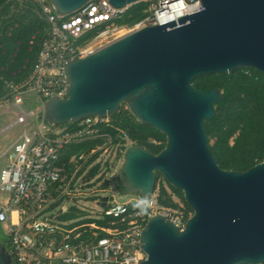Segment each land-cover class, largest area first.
<instances>
[{
  "label": "water",
  "instance_id": "1",
  "mask_svg": "<svg viewBox=\"0 0 264 264\" xmlns=\"http://www.w3.org/2000/svg\"><path fill=\"white\" fill-rule=\"evenodd\" d=\"M69 14L91 0H49ZM151 0H109L115 7ZM203 10L163 25L138 27L65 68L66 98L43 104L47 124L132 116L166 138L157 154L129 146L119 172L122 196L148 199L156 174L182 192L193 215L180 228L153 216L141 234V264H264V161L245 171L219 166L205 121L222 101L218 88L193 81L240 68L264 74V0H201ZM107 201V198L105 199ZM0 240V264H17Z\"/></svg>",
  "mask_w": 264,
  "mask_h": 264
},
{
  "label": "built area",
  "instance_id": "2",
  "mask_svg": "<svg viewBox=\"0 0 264 264\" xmlns=\"http://www.w3.org/2000/svg\"><path fill=\"white\" fill-rule=\"evenodd\" d=\"M28 2L45 25L27 75L18 82L5 80V94L0 98V114H15L13 122L0 134L17 126L22 128L0 155V224L5 238L2 243L17 264H141L147 259L141 234L148 220L164 216L182 229L187 218L159 203V188L148 199L132 195L135 197L127 201L110 191L107 205L99 208L92 223L75 225L78 220L63 218L67 214L64 210L55 214L62 199L81 196L77 174L86 165L100 163L98 158L92 161L103 147L118 144L120 148V141L129 140V136L114 127L110 118L88 117L72 129L66 124H47L41 111L45 101L55 96L67 97L65 68L70 61L107 45L109 38H116L121 32L163 25L203 10L202 1H141L147 3L143 10L146 15L131 27L119 24L130 6L115 7L109 0H91L69 14L57 13L49 0H21L20 4ZM35 42L33 36L30 45ZM28 94L35 95L39 104L36 109H25ZM107 127L115 131L106 132ZM90 140L102 143L66 158L72 146ZM95 177L98 179L99 175ZM171 197L178 203L175 196ZM139 200L146 201L143 212L134 206Z\"/></svg>",
  "mask_w": 264,
  "mask_h": 264
},
{
  "label": "trees",
  "instance_id": "3",
  "mask_svg": "<svg viewBox=\"0 0 264 264\" xmlns=\"http://www.w3.org/2000/svg\"><path fill=\"white\" fill-rule=\"evenodd\" d=\"M14 0H0V98L5 94V80L20 81L28 73L33 64L39 43L42 38L44 22L32 12L33 4L25 3L26 8ZM145 3V2H144ZM134 4L128 15L120 19L119 24L131 27L145 17L143 12L147 3ZM35 36L34 46L30 40ZM247 71L253 72L248 76ZM193 83L201 90L218 88L223 90V99L215 106L216 115L205 121V128L209 141L214 138L215 143L210 149L219 164L226 170L245 171L257 163L264 161V74L250 68H240L228 75L212 74L196 78ZM111 124L121 130H128L132 140L143 145L154 154L159 153L165 145H155L147 141L149 137L159 141L165 136L143 124L136 123L127 111L122 119L116 115L111 118ZM76 129L77 124L69 125ZM113 133L112 127L105 128ZM102 143L101 140H90L72 146L66 158L78 151H90ZM98 167L92 169L94 176ZM173 193L183 199L182 193L169 185ZM157 185H155V190ZM159 203L165 207H177L168 190L159 187ZM67 213L63 218H76L78 210ZM92 223V222H90ZM98 225H105L103 221H96Z\"/></svg>",
  "mask_w": 264,
  "mask_h": 264
},
{
  "label": "rangeland",
  "instance_id": "4",
  "mask_svg": "<svg viewBox=\"0 0 264 264\" xmlns=\"http://www.w3.org/2000/svg\"><path fill=\"white\" fill-rule=\"evenodd\" d=\"M18 1L21 2V0H14L13 5L11 6V10L13 11V13H14V10L17 9L16 3H18ZM18 6L26 7L27 5L23 3ZM129 6L131 8L132 5H129ZM145 9H146V6L144 10ZM120 34L123 35L125 33L121 32ZM108 40H111V38H109ZM247 75L253 76V72L247 71ZM221 91L223 92V90ZM37 105L39 104H36L35 95L28 94L26 102L24 103L25 109L26 110L36 109ZM1 110L2 109H0V112H2ZM127 111L129 112L127 106L123 104L121 105L116 115H118L122 119L123 117H125V114ZM14 119H15L14 113L0 114V130L3 129L8 124H10L11 122H13ZM134 120L136 123H139L135 118ZM111 121L112 120L110 118V122ZM66 125L69 126L70 124H66ZM21 131H22V128L20 126H17V127L11 128L10 130H7L0 134V154H2L4 150L16 139V137L21 134ZM120 131L126 132L129 136V140L120 141V144H121L120 148L118 144H116L113 147H103V149L99 151L98 155L92 161V162H95V160L98 158L100 163L96 165H92L91 167H88L86 165L76 176L77 177L76 180L81 186L80 187L81 196L62 199L60 204L57 206V210L55 211V214L60 215L64 211L66 213H72V212L74 213L75 212L74 209H76L78 210V213L76 214V218L74 219L78 220L77 221L78 223H76L75 225H78L80 223L95 222L94 217L98 215L99 208L105 207L108 203L105 200L107 198L108 193L111 191L115 195L117 194L120 195L119 172H120L121 164L123 163V156H124L125 150L129 146L137 144V141L131 139L130 133L128 130L120 129ZM147 141L155 145H165L166 144V138H161L159 141H156L153 138L149 137ZM214 143H215V139L214 138L210 139L209 145L213 146ZM83 152H86V151H83ZM2 167H3V162L0 161V169ZM95 167H98L97 172L94 176H91L92 169H94ZM96 175H99L98 179H96L95 177ZM70 178H71V174H68V180H70ZM156 185H157V189L161 186H164L168 190L169 194H171L172 196H175L178 199L177 207H174L172 209L178 210V212H180L187 219L193 215V211L187 205L185 200H181L178 194L173 193L171 191V189L169 188V184L164 180V178L160 174H156ZM130 197H135V196H132V195L122 196L121 200L127 201V199H129ZM0 240L5 241V238L2 233L1 224H0Z\"/></svg>",
  "mask_w": 264,
  "mask_h": 264
},
{
  "label": "clouds",
  "instance_id": "5",
  "mask_svg": "<svg viewBox=\"0 0 264 264\" xmlns=\"http://www.w3.org/2000/svg\"><path fill=\"white\" fill-rule=\"evenodd\" d=\"M134 206L139 208L140 211L143 212L146 210V201L145 200H139Z\"/></svg>",
  "mask_w": 264,
  "mask_h": 264
},
{
  "label": "crops",
  "instance_id": "6",
  "mask_svg": "<svg viewBox=\"0 0 264 264\" xmlns=\"http://www.w3.org/2000/svg\"><path fill=\"white\" fill-rule=\"evenodd\" d=\"M11 144H12V143H11ZM11 144H10V145H11ZM10 145H9V146H10ZM9 146H8V147H9ZM8 147H7V148H8ZM7 148H6V149H7ZM6 149H5V150H6ZM5 150H4V151H5ZM0 155H1V154H0Z\"/></svg>",
  "mask_w": 264,
  "mask_h": 264
}]
</instances>
